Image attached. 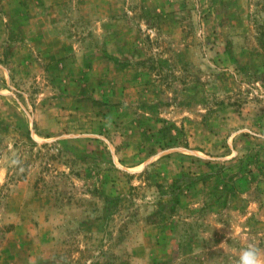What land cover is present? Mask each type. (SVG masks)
<instances>
[{
  "label": "rangeland",
  "instance_id": "rangeland-1",
  "mask_svg": "<svg viewBox=\"0 0 264 264\" xmlns=\"http://www.w3.org/2000/svg\"><path fill=\"white\" fill-rule=\"evenodd\" d=\"M247 243L264 0H0V264H234Z\"/></svg>",
  "mask_w": 264,
  "mask_h": 264
},
{
  "label": "clouds",
  "instance_id": "clouds-1",
  "mask_svg": "<svg viewBox=\"0 0 264 264\" xmlns=\"http://www.w3.org/2000/svg\"><path fill=\"white\" fill-rule=\"evenodd\" d=\"M12 163L17 161L13 160ZM234 264H264V249L254 243H247L238 253Z\"/></svg>",
  "mask_w": 264,
  "mask_h": 264
}]
</instances>
